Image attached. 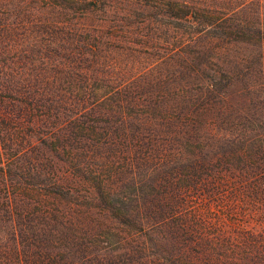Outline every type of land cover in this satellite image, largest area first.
I'll return each mask as SVG.
<instances>
[{"label": "trees", "instance_id": "1", "mask_svg": "<svg viewBox=\"0 0 264 264\" xmlns=\"http://www.w3.org/2000/svg\"><path fill=\"white\" fill-rule=\"evenodd\" d=\"M0 264H264V0H0Z\"/></svg>", "mask_w": 264, "mask_h": 264}]
</instances>
